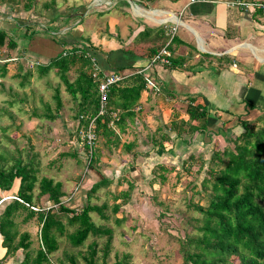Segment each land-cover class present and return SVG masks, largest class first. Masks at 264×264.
<instances>
[{
    "label": "crops",
    "instance_id": "crops-1",
    "mask_svg": "<svg viewBox=\"0 0 264 264\" xmlns=\"http://www.w3.org/2000/svg\"><path fill=\"white\" fill-rule=\"evenodd\" d=\"M133 1L144 12L159 15L134 14L124 0L99 11L90 7L91 0H0V51L7 63L47 64L66 49L83 45L95 48L103 74L122 76V86L134 85L136 76L144 80L134 108L116 109L111 135H98L95 161H101L102 169L93 170L97 179L87 181L89 190L98 181L119 185L121 177L131 183L148 180L154 166L172 167L167 162L178 156L168 152L178 146L189 155L211 153L215 144L224 146L242 132L241 122L264 113V11L231 6L263 0ZM169 14L180 24L166 66L151 60L169 42L170 24L160 23ZM188 106L204 110L206 127L190 118ZM75 123L76 129L78 119ZM72 140L77 141L75 136ZM77 144L81 146L77 141L75 151ZM78 189L81 185L74 195ZM12 197L15 192L0 190V214ZM26 214L20 211L14 218L13 239L6 241L0 231V264H36L40 225L35 216L25 220ZM24 233L29 235L27 249L21 248Z\"/></svg>",
    "mask_w": 264,
    "mask_h": 264
},
{
    "label": "rangeland",
    "instance_id": "rangeland-1",
    "mask_svg": "<svg viewBox=\"0 0 264 264\" xmlns=\"http://www.w3.org/2000/svg\"><path fill=\"white\" fill-rule=\"evenodd\" d=\"M124 1L130 11L134 14L138 12L139 5L134 4L133 0ZM150 11L144 12L139 8V13L144 15L150 14ZM4 56L0 51V57ZM5 62V59H0V63ZM5 64V76L0 77V156H3L0 166L9 167L18 159L23 164L31 162L37 169L38 179L47 177L61 182L67 198L61 202L74 212L81 211L87 204L105 206V218L96 212L91 213L90 217L97 227L112 231L110 251L105 258L107 264L122 259L124 255L129 256L126 260L128 264H184L185 247H182V243L200 234L203 215L196 206L207 205L201 182L207 175L213 149L211 153L191 154L200 156L203 164L189 162L190 155L181 146L175 151L170 149L168 155L177 154L178 157L174 160L170 158L167 162L173 171L163 174L164 180L160 179L162 172L158 166H154L148 180L143 178L131 183L128 177H121L119 185L98 187L89 196L91 183L87 181L97 179L93 172L102 169V166L101 161L95 159L90 166H86L87 156L83 146L77 144L79 148L75 151L78 140L72 139L75 136L79 97L74 99L65 91L53 70L40 75L37 69H32V62L25 64V67L15 62ZM71 73L70 81L75 78V74ZM56 88L61 99L59 108L54 98ZM251 123L255 129L264 127V118ZM241 131L234 136L235 139L227 140L229 150L234 149L235 140L244 132V128ZM64 138L66 140H62ZM80 185L82 189H78L74 195ZM125 193L127 197L123 196ZM38 194L36 184L34 195L37 208L53 206L52 203L48 204L46 196L37 199ZM115 206L120 207L117 213L113 211ZM57 208L53 207L52 212H58ZM57 216L62 219L66 232L76 229L67 223L70 215L60 213ZM37 237L39 230L36 231ZM107 237L90 234L79 248L72 247L62 237L58 240V250L49 255V260L52 264H71L72 257L76 264H85L83 256L88 254V245L95 242V263L102 264Z\"/></svg>",
    "mask_w": 264,
    "mask_h": 264
},
{
    "label": "trees",
    "instance_id": "trees-1",
    "mask_svg": "<svg viewBox=\"0 0 264 264\" xmlns=\"http://www.w3.org/2000/svg\"><path fill=\"white\" fill-rule=\"evenodd\" d=\"M0 43H2L1 35ZM94 53H96L95 48L78 45L61 52L47 64L38 62L32 68L37 69L40 75L55 71L66 92L74 99L79 96L76 116L79 124L74 131L75 137L77 130L86 127L98 114V83L92 78L94 65L91 59H95ZM0 59L6 58L0 57ZM5 63H0L1 78L6 73ZM71 72L75 74L72 82L69 80ZM134 79V85L130 87L122 86V82H119L109 88L106 113L96 118L97 138L98 135L103 137L111 135L110 124L115 123L111 114L116 109L129 111L136 105L144 88V80L141 76H136ZM58 92L59 90L56 89L54 96L57 108L61 106ZM187 113L190 118L199 120L202 128L206 127L203 125L206 119L203 109L200 111L199 107L188 106ZM241 125L244 132L235 140L233 150L219 143L213 147L208 161L207 175L201 182V188L206 192L207 205L196 206L203 215L202 226L199 228L198 236L188 238L182 243V247H185L184 264H264V127L255 129L249 121H243ZM95 154L96 150L92 161H86L87 167L95 159ZM203 161L200 156L189 157V162L192 163L203 164ZM158 169L162 172L161 180L165 179L163 174L173 171L172 167L162 165ZM36 184L39 189L37 199L46 196L53 206L47 209L38 208V211L31 209L36 203L34 195ZM106 184L108 181L104 180L93 185L88 195ZM0 190L13 191L15 197L20 200H10L11 202L0 214V231L6 241L9 238L13 239L17 233L14 230V218L20 211L27 213L25 220L35 216L40 225L41 245L37 251L36 264H52L49 255L58 250V240L62 237H65L72 247L79 248L90 234L108 236L103 249L102 262L107 264L105 258L110 251L112 231L109 228L97 227L90 217L91 213L96 212L105 218L103 213L105 206L87 204L79 212L69 210L61 202L64 196L62 184L47 177L38 179L37 169L31 162L23 164L20 159L14 160L9 167L0 166ZM123 196L127 197L128 194L125 193ZM53 207H58V212H52ZM119 208L115 206L114 213H117ZM60 213L70 215L67 223L76 227L74 231H65L64 225L57 216ZM21 236L23 241L29 240L28 234L24 233ZM28 247L29 244H25L24 241L21 248ZM96 254L97 245L92 242L88 245L87 256H83L85 264H96ZM128 258V255H124L122 259L112 264H128L126 261ZM70 263L76 264L74 258H70Z\"/></svg>",
    "mask_w": 264,
    "mask_h": 264
},
{
    "label": "built area",
    "instance_id": "built-area-1",
    "mask_svg": "<svg viewBox=\"0 0 264 264\" xmlns=\"http://www.w3.org/2000/svg\"><path fill=\"white\" fill-rule=\"evenodd\" d=\"M189 4H193L195 2H198L199 0H186ZM130 2V1H129ZM116 3V0H92L90 3V7L99 11L101 9L106 8H112ZM231 6H237L242 10H258V11H264V0L263 1H257V2H234L231 4ZM151 13H146L148 16L151 15H159L154 11H150ZM139 13V8H138ZM173 14L167 15L166 18L161 19L160 23L164 24V22H169L170 26L167 28V36L169 38V42L166 43L164 46L160 48V50L152 57L151 62L152 63H161L163 65L169 66L171 64L170 58V52H169V44L172 41L175 33L176 28L180 24L178 18L175 16L177 21H175L173 18ZM94 65L93 72H92V78L97 81L98 83V93H99V108H98V114L97 116H103L106 113L107 109V102H108V93L109 88L115 84H118L122 80V76L119 73H111V74H103L101 75V71L99 70L96 59H91ZM5 61H9L6 60ZM36 63L32 62V66H34ZM147 84L151 85L150 82H147ZM113 120L117 121L118 117L115 113H112ZM91 119L87 126L84 128H81L77 130L76 132V138L78 142L85 148V153L87 156V161L91 162L94 150L97 143V128H96V118ZM113 123L111 122L110 126H112ZM12 199H17L16 197H12ZM20 201V200H19ZM32 210L38 211L39 209L36 207H31Z\"/></svg>",
    "mask_w": 264,
    "mask_h": 264
},
{
    "label": "bare ground",
    "instance_id": "bare-ground-1",
    "mask_svg": "<svg viewBox=\"0 0 264 264\" xmlns=\"http://www.w3.org/2000/svg\"><path fill=\"white\" fill-rule=\"evenodd\" d=\"M175 21H177V19L176 18H173Z\"/></svg>",
    "mask_w": 264,
    "mask_h": 264
}]
</instances>
